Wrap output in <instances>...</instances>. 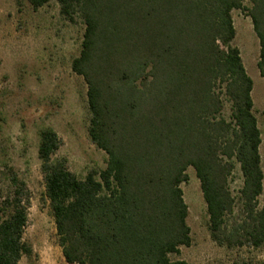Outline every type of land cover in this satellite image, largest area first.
Wrapping results in <instances>:
<instances>
[{
	"label": "trees",
	"instance_id": "obj_1",
	"mask_svg": "<svg viewBox=\"0 0 264 264\" xmlns=\"http://www.w3.org/2000/svg\"><path fill=\"white\" fill-rule=\"evenodd\" d=\"M37 11L54 1L84 26L71 69L86 85L88 137L106 167L80 179L55 131L39 132L44 196L66 264H188L191 245L181 185L192 168L210 239L227 249L264 246L261 133L253 81L233 11L250 18L264 78V0H21ZM241 178L230 191L235 171ZM0 194V264H19L31 191L13 168Z\"/></svg>",
	"mask_w": 264,
	"mask_h": 264
},
{
	"label": "rangeland",
	"instance_id": "obj_2",
	"mask_svg": "<svg viewBox=\"0 0 264 264\" xmlns=\"http://www.w3.org/2000/svg\"><path fill=\"white\" fill-rule=\"evenodd\" d=\"M232 18L236 31L232 45L239 49L253 81L252 100L261 133L259 151L264 175V78L257 67L259 42L249 17L236 10ZM83 33V24L64 20L54 1L34 11L25 1L0 0V194L8 190V168H13L31 191L23 239L32 253L19 264H66L44 196L37 156L39 132L50 128L57 133L63 145L55 157L65 158L69 170L78 178L106 167L107 155L88 137L86 85L71 69L73 59L80 53ZM186 172L189 180L181 189L188 207L186 223L191 245L180 247L179 254L171 259L188 264H264V246L257 250L227 249L210 239L199 181L192 168ZM241 184L236 170L230 183L233 196ZM258 202L264 205V178Z\"/></svg>",
	"mask_w": 264,
	"mask_h": 264
}]
</instances>
